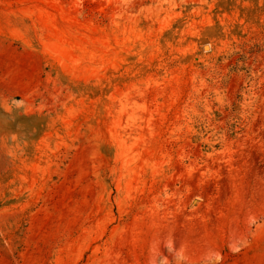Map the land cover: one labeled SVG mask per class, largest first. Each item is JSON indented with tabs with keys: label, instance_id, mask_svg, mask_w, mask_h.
<instances>
[{
	"label": "rangeland",
	"instance_id": "obj_1",
	"mask_svg": "<svg viewBox=\"0 0 264 264\" xmlns=\"http://www.w3.org/2000/svg\"><path fill=\"white\" fill-rule=\"evenodd\" d=\"M0 264H264V0H0Z\"/></svg>",
	"mask_w": 264,
	"mask_h": 264
},
{
	"label": "bare ground",
	"instance_id": "obj_2",
	"mask_svg": "<svg viewBox=\"0 0 264 264\" xmlns=\"http://www.w3.org/2000/svg\"><path fill=\"white\" fill-rule=\"evenodd\" d=\"M235 211V210H234ZM198 240V239H197ZM194 241V243L193 244H187L188 245V249L189 250H192V249H194V248H199L200 246H201V243H199V241ZM203 240H205V239H203Z\"/></svg>",
	"mask_w": 264,
	"mask_h": 264
}]
</instances>
